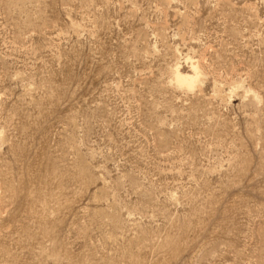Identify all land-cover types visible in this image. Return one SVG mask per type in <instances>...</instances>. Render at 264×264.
Segmentation results:
<instances>
[{
  "label": "rangeland",
  "instance_id": "374dc122",
  "mask_svg": "<svg viewBox=\"0 0 264 264\" xmlns=\"http://www.w3.org/2000/svg\"><path fill=\"white\" fill-rule=\"evenodd\" d=\"M0 264H264V0H0Z\"/></svg>",
  "mask_w": 264,
  "mask_h": 264
},
{
  "label": "bare ground",
  "instance_id": "6f19581e",
  "mask_svg": "<svg viewBox=\"0 0 264 264\" xmlns=\"http://www.w3.org/2000/svg\"><path fill=\"white\" fill-rule=\"evenodd\" d=\"M193 74L182 73L178 68L174 71V80L179 86H186L187 88H193L198 79V71L195 62H192Z\"/></svg>",
  "mask_w": 264,
  "mask_h": 264
}]
</instances>
